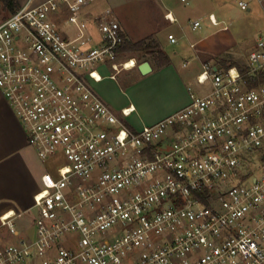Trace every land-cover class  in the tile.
Listing matches in <instances>:
<instances>
[{
  "label": "built area",
  "instance_id": "2783aa9c",
  "mask_svg": "<svg viewBox=\"0 0 264 264\" xmlns=\"http://www.w3.org/2000/svg\"><path fill=\"white\" fill-rule=\"evenodd\" d=\"M98 1L0 18V90L37 155L61 159L34 195V235L24 212L0 215V264H264V34L241 66L205 61L188 105L135 129L90 85L100 63L129 68Z\"/></svg>",
  "mask_w": 264,
  "mask_h": 264
},
{
  "label": "rangeland",
  "instance_id": "374dc122",
  "mask_svg": "<svg viewBox=\"0 0 264 264\" xmlns=\"http://www.w3.org/2000/svg\"><path fill=\"white\" fill-rule=\"evenodd\" d=\"M239 1L117 0L116 12L120 15L118 19L124 26L127 39L132 42L143 39L146 45H157L152 52H121L117 61L135 58L137 64H140L149 59L160 60L159 53L163 49L174 59L173 63L181 73L188 69L195 71L188 82L195 91L200 92L203 87L197 83L196 74L202 70L203 58L210 57L211 61L218 62L221 57L228 55L243 65L257 37L264 34V0H246L249 3L248 9H242ZM168 10L176 16L177 22L170 23L166 20L165 12ZM210 13H215L222 23L214 25L209 18ZM197 19L203 21V27L194 29L192 23ZM225 25L228 26L227 29H223ZM65 30L75 35L72 26H66ZM170 32L176 35L178 42L169 41ZM192 43L195 47L191 46ZM186 60H189L187 67L183 66ZM229 64L231 63L228 62L227 65ZM98 68L101 74L107 77L100 83L89 80L90 85L108 105L105 97L115 102L114 98L125 100L126 94L136 98L138 93L144 92V101L152 98V102L159 105L171 96L168 94L170 89L158 84L168 79L165 77V71L159 70L143 75L137 68L123 69L116 79H111L109 75L114 72L111 62L100 63ZM153 84L156 89H152ZM109 106H112L111 109L120 116L119 111L112 104ZM134 118L135 114L125 117L127 124L130 127L135 126L136 129L142 128L143 126L135 124ZM59 162H61L59 157L39 158L42 172L49 171L53 174ZM32 213L36 214V209H33ZM29 225L30 221L27 219L25 222H19L18 228L26 235H34V227L25 232Z\"/></svg>",
  "mask_w": 264,
  "mask_h": 264
},
{
  "label": "crops",
  "instance_id": "0c3cea01",
  "mask_svg": "<svg viewBox=\"0 0 264 264\" xmlns=\"http://www.w3.org/2000/svg\"><path fill=\"white\" fill-rule=\"evenodd\" d=\"M15 1L16 8L11 10L0 0V18H6L10 16L22 6H36L46 0ZM107 6H110L113 9V13L117 18L120 17V15L116 12V7L118 6L117 0H99L92 7V10L100 11ZM169 11L171 10L166 11L165 15ZM166 20H168L170 23H175L171 22L167 18ZM121 26L125 32L124 26L122 24ZM161 50L163 51V49ZM167 56L169 62L166 64L157 59H149L148 61L150 62L152 69L146 73L149 74L159 70L165 71V77H168V79L166 81H160L158 84L170 89L168 94L171 96L168 97L166 101H163L159 105L155 102H152V98L144 101V92L143 94L138 93L136 98H133L127 94L125 100L114 98L113 100L115 102L112 100L110 101L108 96L107 97L109 99L106 97L103 98L107 100L109 105L112 104L119 111L120 116H123L124 109H128L129 115L127 117L135 114V124L137 123L136 125L140 126L156 123L166 116L185 107L190 103L191 100L190 87H192V85L188 81L189 78L193 76L195 71L188 69L181 73L177 67H175L176 64L173 63L174 59L169 55ZM210 59V57L203 58L202 65L205 61ZM188 65L189 60L183 62V66L187 67ZM138 66L139 64L128 68V70L137 68L138 72L143 74L139 70ZM112 70L114 72H112L109 77L111 79H116L117 75L121 71L116 72L113 68ZM198 73L196 74V78ZM106 77L107 75H102V78L95 82L100 83ZM151 87L152 89H156L155 85ZM159 109L160 111H158ZM132 127L135 128V126ZM39 158L40 157L37 155L34 148L29 144L24 128L0 90V215L10 210L20 213L24 212V215L21 217L19 222H25V220L29 219L31 223V217L33 215L32 211L35 209L33 208L34 195L44 185L43 173L45 171L42 172Z\"/></svg>",
  "mask_w": 264,
  "mask_h": 264
},
{
  "label": "trees",
  "instance_id": "16d2710c",
  "mask_svg": "<svg viewBox=\"0 0 264 264\" xmlns=\"http://www.w3.org/2000/svg\"><path fill=\"white\" fill-rule=\"evenodd\" d=\"M3 3H5L6 6H8L11 10H14L16 8V1L15 0H1ZM157 45H146L145 41L139 40V41H130L126 40L125 43L122 44V46L119 48V52H125V51H131V52H138V51H149L152 52L154 48H156ZM230 56L226 55V57H221L219 59V64L227 65L228 62L231 64H238L241 66V64L237 63L232 57L228 58ZM160 61L164 64L169 62L168 56L165 54L164 51L160 50L159 53ZM228 66V65H227Z\"/></svg>",
  "mask_w": 264,
  "mask_h": 264
},
{
  "label": "water",
  "instance_id": "95a60500",
  "mask_svg": "<svg viewBox=\"0 0 264 264\" xmlns=\"http://www.w3.org/2000/svg\"><path fill=\"white\" fill-rule=\"evenodd\" d=\"M138 67H139V70L141 71V73H143V74L148 73L152 69L150 62L148 60L140 63Z\"/></svg>",
  "mask_w": 264,
  "mask_h": 264
},
{
  "label": "bare ground",
  "instance_id": "6f19581e",
  "mask_svg": "<svg viewBox=\"0 0 264 264\" xmlns=\"http://www.w3.org/2000/svg\"><path fill=\"white\" fill-rule=\"evenodd\" d=\"M135 59L134 58H130L129 60H127V67H134V63H135Z\"/></svg>",
  "mask_w": 264,
  "mask_h": 264
}]
</instances>
